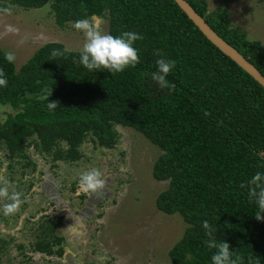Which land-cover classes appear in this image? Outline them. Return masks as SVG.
Masks as SVG:
<instances>
[{
    "label": "trees",
    "instance_id": "obj_1",
    "mask_svg": "<svg viewBox=\"0 0 264 264\" xmlns=\"http://www.w3.org/2000/svg\"><path fill=\"white\" fill-rule=\"evenodd\" d=\"M187 1L264 75L260 40L232 26L225 8L209 11L207 0ZM47 3L59 27L98 16L107 19L113 36L138 33L142 39L133 46L139 63L115 74L89 71L79 63L81 52L52 41L16 70L0 48V69L8 81L0 87V106L12 109L0 121V142L8 154L23 155L26 139L34 137L32 145L41 152L75 161L88 134L96 145L113 148L115 125L131 127L162 151L152 175L168 180V187L157 196V208L178 213L187 225L168 251L171 264H211L216 249L208 246L205 220L217 229L212 237L229 243L237 264H264V219L256 218L257 205L248 196L253 187L248 181L264 171V88L212 44L174 0H0V9ZM54 50L63 55L54 57ZM162 56L176 62L167 76L176 85L172 92L151 78ZM45 89L58 103L54 110L41 99ZM52 222L40 225L34 248L49 253L58 245L61 256V221Z\"/></svg>",
    "mask_w": 264,
    "mask_h": 264
},
{
    "label": "rangeland",
    "instance_id": "obj_2",
    "mask_svg": "<svg viewBox=\"0 0 264 264\" xmlns=\"http://www.w3.org/2000/svg\"><path fill=\"white\" fill-rule=\"evenodd\" d=\"M209 11L225 8L232 26L261 41L264 49V0H207ZM0 9V48L15 55L18 70L42 45L56 41L67 50L82 52L85 36L75 22L59 27L50 3L39 8L10 6ZM103 33L106 18L92 16ZM9 27L12 29L9 31ZM11 108L0 106V121ZM118 140L113 148L98 146L88 134L75 161L43 153L26 139L23 155L10 156L0 142V264H171L170 248L182 237L186 223L178 213L165 214L156 198L168 180H156L152 168L161 149L131 127L115 125ZM36 144V142H35ZM64 150L66 142H58ZM101 173L105 197L85 210L95 190L79 187L83 174ZM18 201V203H17ZM16 204L12 212L8 205ZM59 214L61 215L60 218ZM63 218V219H62ZM60 219L63 254L54 245L39 253L34 243L44 222Z\"/></svg>",
    "mask_w": 264,
    "mask_h": 264
},
{
    "label": "clouds",
    "instance_id": "obj_3",
    "mask_svg": "<svg viewBox=\"0 0 264 264\" xmlns=\"http://www.w3.org/2000/svg\"><path fill=\"white\" fill-rule=\"evenodd\" d=\"M4 11H8L5 9ZM74 29L80 31L85 36L83 50L79 55V63L89 71L97 72L100 69H107L109 73L115 74L123 72L128 67H135L139 63L138 49L135 48L134 42L142 39L136 32H124L120 35L113 36L101 31L99 24L90 19H80L73 24ZM12 29L9 27V31ZM66 51V50H65ZM52 55H63L59 50H54ZM8 62L15 60L12 52L5 54ZM176 62L165 57L156 61V71L151 74V78L156 81L161 88H167L169 92L175 90L176 85L167 79L168 74L174 69ZM8 81L5 73L0 69V87L7 85ZM51 90L45 89L41 99L47 101V107L54 110L58 103L50 101ZM104 181L101 179V173L97 170L89 171L80 178L79 187L82 191H91L99 189ZM252 185L249 189L248 196L250 201L257 205L258 214L255 215L258 220L264 219V171H257L248 181ZM18 203V201H17ZM16 204L8 205L6 212H12ZM203 228L209 235L208 246L216 249L211 256V264H237L234 259V252L226 241H217L212 237L213 229L207 220L203 221Z\"/></svg>",
    "mask_w": 264,
    "mask_h": 264
},
{
    "label": "water",
    "instance_id": "obj_4",
    "mask_svg": "<svg viewBox=\"0 0 264 264\" xmlns=\"http://www.w3.org/2000/svg\"><path fill=\"white\" fill-rule=\"evenodd\" d=\"M179 8L187 15V17L197 26L203 35L214 44L224 55L228 56L244 71L251 75L264 88V75L236 48L220 37L205 21V19L195 11L187 0H174ZM108 189V184L102 185L89 196L85 210L93 209L105 197L104 191Z\"/></svg>",
    "mask_w": 264,
    "mask_h": 264
},
{
    "label": "flooded vegetation",
    "instance_id": "obj_5",
    "mask_svg": "<svg viewBox=\"0 0 264 264\" xmlns=\"http://www.w3.org/2000/svg\"><path fill=\"white\" fill-rule=\"evenodd\" d=\"M5 107H6V106H5ZM7 108H10V107H7ZM8 112H9V111H8ZM33 147H34V146H32V149H33ZM43 153H44V152H43ZM84 194L86 195V199H87V201H88L89 197L87 196V192H86V193L84 192ZM60 217H61V215L59 214V217H58V218H60ZM62 219H63V218H62ZM61 222H63V221L61 220Z\"/></svg>",
    "mask_w": 264,
    "mask_h": 264
}]
</instances>
